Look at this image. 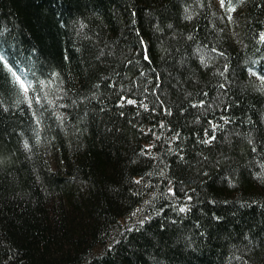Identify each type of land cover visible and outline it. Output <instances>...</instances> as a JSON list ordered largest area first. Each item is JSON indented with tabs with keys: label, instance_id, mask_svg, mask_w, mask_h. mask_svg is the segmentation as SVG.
I'll return each mask as SVG.
<instances>
[{
	"label": "trees",
	"instance_id": "obj_1",
	"mask_svg": "<svg viewBox=\"0 0 264 264\" xmlns=\"http://www.w3.org/2000/svg\"><path fill=\"white\" fill-rule=\"evenodd\" d=\"M218 2L0 0V264H264V0Z\"/></svg>",
	"mask_w": 264,
	"mask_h": 264
},
{
	"label": "snow or ice",
	"instance_id": "obj_2",
	"mask_svg": "<svg viewBox=\"0 0 264 264\" xmlns=\"http://www.w3.org/2000/svg\"><path fill=\"white\" fill-rule=\"evenodd\" d=\"M221 3L223 4V0H221ZM12 75L16 77V80L19 82L20 88L23 89V91L26 93L28 91V86L25 84V82L21 80L19 76H16L15 72H13Z\"/></svg>",
	"mask_w": 264,
	"mask_h": 264
},
{
	"label": "rangeland",
	"instance_id": "obj_3",
	"mask_svg": "<svg viewBox=\"0 0 264 264\" xmlns=\"http://www.w3.org/2000/svg\"><path fill=\"white\" fill-rule=\"evenodd\" d=\"M214 1V3H215V6H217L218 7V5H219V2H218V0H213Z\"/></svg>",
	"mask_w": 264,
	"mask_h": 264
}]
</instances>
